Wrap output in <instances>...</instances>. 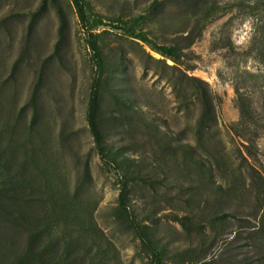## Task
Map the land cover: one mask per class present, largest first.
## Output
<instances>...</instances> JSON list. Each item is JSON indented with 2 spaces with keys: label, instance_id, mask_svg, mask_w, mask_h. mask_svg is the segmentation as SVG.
I'll return each mask as SVG.
<instances>
[{
  "label": "rangeland",
  "instance_id": "rangeland-1",
  "mask_svg": "<svg viewBox=\"0 0 264 264\" xmlns=\"http://www.w3.org/2000/svg\"><path fill=\"white\" fill-rule=\"evenodd\" d=\"M0 0V264H264V0ZM145 32L146 38L138 35Z\"/></svg>",
  "mask_w": 264,
  "mask_h": 264
},
{
  "label": "trees",
  "instance_id": "trees-1",
  "mask_svg": "<svg viewBox=\"0 0 264 264\" xmlns=\"http://www.w3.org/2000/svg\"><path fill=\"white\" fill-rule=\"evenodd\" d=\"M75 3V6L77 8L80 21L82 23V26L84 27L87 35V43L89 45V48L92 52V56L94 59V62L97 67V73L94 79L93 87L91 90L90 94V101H89V110H88V121L91 126L92 132L95 137V142L97 145V151L100 154L102 160L109 164L113 165L116 167L115 162L112 160L110 155L107 153L105 147L102 144V140L96 125L95 121V107H96V102L98 99V94H99V87L101 84L103 72L105 69V62L103 58V54L101 52V48L98 42V35L95 32L96 29L103 25H111V26H117L116 24L118 23H126L123 20H113L110 22H105L102 17L99 15L95 14L92 11V7L89 4L87 0H73ZM140 38H146V34L144 31L139 33L138 35ZM125 191H126V184L124 181H121V194H120V206L124 208L128 212L129 220L136 230L137 234L139 235L140 239L144 242V244L151 250L153 257H154V264H159L161 261V255L160 252L153 246L151 243L150 239L146 235L143 227L139 224L137 221L135 214L133 211L130 210L129 206L127 205V202L125 200Z\"/></svg>",
  "mask_w": 264,
  "mask_h": 264
}]
</instances>
